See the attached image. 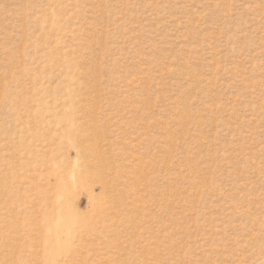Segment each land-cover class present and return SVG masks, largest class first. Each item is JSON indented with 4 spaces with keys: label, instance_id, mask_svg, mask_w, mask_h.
<instances>
[{
    "label": "rangeland",
    "instance_id": "1",
    "mask_svg": "<svg viewBox=\"0 0 264 264\" xmlns=\"http://www.w3.org/2000/svg\"><path fill=\"white\" fill-rule=\"evenodd\" d=\"M0 264H264V0H0Z\"/></svg>",
    "mask_w": 264,
    "mask_h": 264
}]
</instances>
